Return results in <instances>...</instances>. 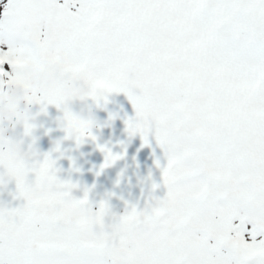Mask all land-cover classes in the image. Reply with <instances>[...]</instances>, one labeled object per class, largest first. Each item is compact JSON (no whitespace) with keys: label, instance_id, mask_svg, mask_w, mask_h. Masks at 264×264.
Wrapping results in <instances>:
<instances>
[{"label":"snow or ice","instance_id":"snow-or-ice-1","mask_svg":"<svg viewBox=\"0 0 264 264\" xmlns=\"http://www.w3.org/2000/svg\"><path fill=\"white\" fill-rule=\"evenodd\" d=\"M44 62L64 74L40 96L26 72ZM12 83L63 107L77 144L97 137L69 101L125 92L167 193L117 217L74 197L51 153L0 160L27 201L0 206V264H264V0H0V92ZM98 147L101 171L122 158Z\"/></svg>","mask_w":264,"mask_h":264},{"label":"rangeland","instance_id":"rangeland-1","mask_svg":"<svg viewBox=\"0 0 264 264\" xmlns=\"http://www.w3.org/2000/svg\"><path fill=\"white\" fill-rule=\"evenodd\" d=\"M69 106L74 113L81 111V104L77 100L69 101ZM44 107L39 103L30 105L28 122L35 126L32 135H25L24 125L18 126L10 135L13 140L23 142L25 152L33 145L39 150L38 157L27 156L30 161L42 160L45 154L51 153L56 160L59 179L79 185L73 190L74 197L82 198L84 191L91 189L90 200L94 207H98L100 201L108 200L112 212L118 217L132 205L143 209L149 202L154 203L155 198L166 195L162 171L156 164L159 160L161 166H166L164 149L153 136L149 137V144L145 145L140 133L129 134L126 121L135 118L136 113L125 92H113L106 101L102 99L99 103L89 99L83 115L92 117L91 131L97 140L86 137L80 144L65 139L66 133L59 126L64 119L63 107L57 108L54 104H48L46 110ZM57 141H62L59 152L54 150ZM98 145L107 146L122 158L101 171L106 153L101 152ZM6 173L7 169L0 165V176L6 177ZM29 179L34 180V173L30 174ZM154 183L159 187L154 189ZM26 203L18 195L14 178L6 186L0 185V206L19 208ZM106 220L112 222L111 217Z\"/></svg>","mask_w":264,"mask_h":264},{"label":"clouds","instance_id":"clouds-1","mask_svg":"<svg viewBox=\"0 0 264 264\" xmlns=\"http://www.w3.org/2000/svg\"><path fill=\"white\" fill-rule=\"evenodd\" d=\"M63 74L64 69L62 64H50L47 62L40 63L37 68L28 69L26 72L32 93L40 96L45 95L49 90L55 87ZM76 83L82 88L87 86L84 81H77ZM28 95L29 91L22 84L15 83L6 84L3 91L0 92V160H3L5 163L15 161L24 156L30 155L36 158L39 155V150L34 145L29 146L28 152H25L23 142L13 140L10 135L15 132L18 126L24 125L26 119L28 121L30 119V105L32 104H29L26 99ZM89 99L90 98L86 96H79L74 99L81 104V111L79 113H74L69 104L68 108L81 119L93 121L90 115L88 117L83 115L84 107L88 105ZM59 126L63 128L67 136L68 122L63 119ZM71 136L72 138L70 140L76 141V134L74 131L71 133ZM57 142L60 144L62 143V141ZM10 179L11 177L6 174V177H3L0 183L6 186Z\"/></svg>","mask_w":264,"mask_h":264}]
</instances>
